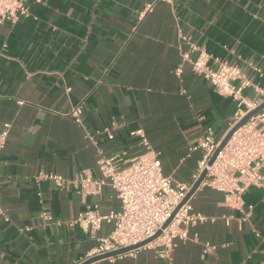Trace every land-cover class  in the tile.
I'll list each match as a JSON object with an SVG mask.
<instances>
[{
	"label": "crops",
	"instance_id": "crops-1",
	"mask_svg": "<svg viewBox=\"0 0 264 264\" xmlns=\"http://www.w3.org/2000/svg\"><path fill=\"white\" fill-rule=\"evenodd\" d=\"M24 1L28 16L0 24V129L11 123L0 149V264H74L97 241L71 221L87 203L107 213L120 201L109 186L83 198L37 179L41 171L97 174L96 149L69 110L81 104L84 125L100 130L96 142L107 154L141 153L129 132L142 128L162 173L191 183L201 153L188 146L207 125L220 140L236 104L182 61L180 35L237 64L257 87L244 95L262 97L264 0ZM242 199L243 207L233 208L221 192L198 187L192 209L208 219L189 228L171 262L142 248L93 264H264V195L249 186ZM111 228L103 222L98 236ZM205 243L214 248L205 252Z\"/></svg>",
	"mask_w": 264,
	"mask_h": 264
},
{
	"label": "built area",
	"instance_id": "built-area-1",
	"mask_svg": "<svg viewBox=\"0 0 264 264\" xmlns=\"http://www.w3.org/2000/svg\"><path fill=\"white\" fill-rule=\"evenodd\" d=\"M151 7L152 4L148 3L145 11ZM28 15L29 8L24 0H0V24H13ZM180 38L182 42L178 48L182 61L190 64L195 73L208 80L217 93L235 102L233 124L264 100V94L255 98L244 95V89L253 87L257 91V87L237 64L212 57L190 36L181 34ZM210 60L214 61L213 65L209 64ZM175 72L179 74L181 66ZM81 113L82 107L79 104L72 107L68 115L83 128L85 138L96 149L97 174L91 169H82L75 177L69 178L57 172L41 171L37 179L49 180L61 190L74 189L83 198L98 195L104 186H109L120 201V209L101 213L97 203H87L71 221L73 225L80 226L89 238L97 241V245L74 264L93 255L139 243L157 231L160 233L142 246L103 260L134 256L143 248L151 249L156 257L171 262L177 245L189 239V228L208 219L204 214L193 211L191 197L182 202L204 168L206 174L199 187L205 186L221 192L224 202L233 208L243 207L242 194L249 186L259 188L264 195V107L233 132L210 165L208 161L220 140L212 126L203 128L201 139L188 146L189 152L198 150L201 153L198 170L191 183L176 181L162 173L159 154L151 148L142 128L129 132L131 137L138 138V144L143 148L141 153L131 158L126 157L124 151L105 153L95 138L100 130L90 131L84 125ZM10 128L11 123L5 122L0 129V149L5 146ZM107 132L108 137L112 138V134ZM40 216L50 218L46 211H41ZM103 222H110L112 228L107 236L99 237L98 231ZM213 248L211 244L205 243L203 250L206 252Z\"/></svg>",
	"mask_w": 264,
	"mask_h": 264
},
{
	"label": "water",
	"instance_id": "water-1",
	"mask_svg": "<svg viewBox=\"0 0 264 264\" xmlns=\"http://www.w3.org/2000/svg\"><path fill=\"white\" fill-rule=\"evenodd\" d=\"M262 107H264V100L254 109L248 111L244 116H242L236 123H234L230 129L228 130V132L220 139L218 146L216 148V150L214 151L213 155L211 156L210 160L208 161V165H210L214 158L216 157L217 153L227 144V142L229 141L231 135L233 134V132L240 127L252 114L256 113L257 111H259ZM206 174V169L204 168L198 178L192 183L189 191L187 192L185 198L182 200V202H184L185 200H187L188 198H190L193 193L196 191V189L199 187L200 182L202 181V179L204 178ZM166 224H164L165 226ZM163 226V227H164ZM160 233V231H157L152 237L145 239L144 241H141L139 243L136 244H132L129 246H125V247H120L102 254H97V255H93L90 256L88 258L83 259L81 262H79L78 264H92L94 262H97L99 260H103L106 259L108 257H112V256H116L119 255L121 253H125L129 250H133L137 247L142 246L143 244L151 241L152 239H154L158 234Z\"/></svg>",
	"mask_w": 264,
	"mask_h": 264
}]
</instances>
